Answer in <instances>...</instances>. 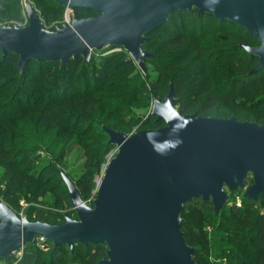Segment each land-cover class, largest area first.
<instances>
[{"label":"water","instance_id":"water-1","mask_svg":"<svg viewBox=\"0 0 264 264\" xmlns=\"http://www.w3.org/2000/svg\"><path fill=\"white\" fill-rule=\"evenodd\" d=\"M72 11L96 13L72 18L50 31L26 3L28 25L0 27V52L19 56L22 74L32 62L91 61L94 52L123 49L146 73L148 35L171 15L197 11L244 29L260 45H242L258 62L250 75L264 70V0H54ZM172 86L151 115L165 126L134 134L103 127L116 154L98 183L92 205L83 201L62 172L76 218L61 225L31 222L0 198V260L23 252L44 238L73 250L81 244L106 245L99 264H197L195 249L183 233L182 214L195 200L211 202L215 216L229 202L228 190L244 192L255 203L264 195V126L237 118L182 115ZM252 184L248 185V180Z\"/></svg>","mask_w":264,"mask_h":264},{"label":"trees","instance_id":"trees-1","mask_svg":"<svg viewBox=\"0 0 264 264\" xmlns=\"http://www.w3.org/2000/svg\"><path fill=\"white\" fill-rule=\"evenodd\" d=\"M33 1L38 7L46 5L44 13L52 8L60 17L67 9L54 0ZM74 13L78 19L96 15L87 10H74ZM7 19L20 23L24 21L19 0H0V25ZM148 38L144 49L154 57L145 60V64L150 66L146 73L153 71L157 76H148V84L130 90L140 82L139 74L136 73V64L123 49V54L101 59L96 58L98 52H94L89 63L81 58L69 62L64 69L58 62L32 61L22 74L18 71L19 56L13 53L3 56L0 52V95L11 92L10 102L0 103V168L4 170L2 181L6 183L5 189L0 188V198L18 216L22 198L35 202L46 198L49 193H56V190L53 189L49 168L34 167L35 154L33 150H27L32 147L18 145L25 132L14 128L9 119L12 114L3 116L6 107H14L15 117L27 119L29 126L40 121L46 128L67 126L74 119L77 121L75 127L78 123L88 122V130L86 128L83 136L90 137L94 142L83 146L88 152L94 151L90 155L94 174L104 165L107 153L115 149L109 145V137L103 127L119 131L115 126L119 119L116 113L124 108L118 105L114 108L101 100L100 93H122L136 99L135 94H139L138 97H144L142 99L147 102H154L164 101L172 86L178 101L177 108L184 116L235 117L241 122L264 126V70L251 76L258 59L251 58L242 48V45L256 47L260 44L244 29L228 21L220 22L211 15H200L197 11L180 12L171 15ZM123 72L126 78L116 81ZM170 72L174 74L170 78L165 77ZM123 82L127 84L123 86L125 89L118 87ZM30 86L35 88H28ZM239 101L242 104L246 102V111L255 113V119L243 118L242 111L233 116L206 115L209 110L223 105L235 107ZM98 108L100 112H97ZM149 118L155 122L144 130H158L165 126L151 114ZM132 128L131 125L127 130ZM94 174L93 177L90 175L73 181L83 201L95 191ZM59 176L65 185L60 173ZM247 183L252 184V179ZM227 194L229 202L218 216H215L210 201L199 199L185 206L182 230L188 245L195 249L194 260L197 264H264V195L255 203L240 190H228ZM56 195L57 205L61 206L60 197ZM239 198L240 207L237 206ZM31 216L26 215L31 222L50 225L64 224L68 218L58 211L44 210H38L37 219ZM49 245L51 248L43 251L36 244H30L23 250L21 259L14 256L2 261L7 264H63L68 256L76 264H99L107 256L106 245L77 244L73 250L66 246Z\"/></svg>","mask_w":264,"mask_h":264},{"label":"rangeland","instance_id":"rangeland-1","mask_svg":"<svg viewBox=\"0 0 264 264\" xmlns=\"http://www.w3.org/2000/svg\"><path fill=\"white\" fill-rule=\"evenodd\" d=\"M21 6L22 16L24 17V21L22 23L14 21L12 19H7L4 23L0 25L3 26H11V27H25L28 25V17L26 11V3L30 4L34 7L37 14L40 16L41 22L45 29L52 30L58 27H62L64 25L72 23V18L75 16L74 11L64 9L63 15L60 17L59 13L54 12L53 9H49L48 12L44 13V9L46 5L38 7V4H35L33 0H19ZM5 15H7L5 13ZM76 17V16H75ZM124 52L121 49H112L106 50L103 53H96V58L101 59L108 55L112 54H123ZM150 66L146 65V69H149ZM174 72V71H173ZM137 74L138 80L140 82L132 88H136L138 85L148 84L147 77L149 76H157L153 71L148 73H143L139 67L137 66ZM174 73L170 72L165 77L170 78ZM135 75H133L134 77ZM125 73L123 72L120 77L116 79V81L125 79ZM127 83L128 80H126ZM1 82V81H0ZM121 84V83H120ZM127 85L126 82H123L120 86L121 89H125ZM30 89H34L35 86L28 87ZM49 89V88H48ZM101 100L106 103H110L111 106L117 108L116 106H123L117 111L116 116L119 117L117 119L115 126H117V130L125 132L127 134H134L136 132L144 130L146 127L153 125L155 120L149 118L150 114L153 111L154 102H147L146 99H142L144 97H138L139 94H135L138 99L134 96L131 98L127 94H114L108 95L106 93H100ZM1 96V95H0ZM11 92L6 94L5 96L0 97V103H9L10 102ZM239 105L237 106H228L223 105L220 108L212 109L206 112L207 117H224V116H233L238 115L242 111V117L245 119L253 118L255 119V113L252 111H246L245 107L246 102L239 101ZM242 104V105H240ZM248 104V103H247ZM6 107L3 111L5 113L3 116H8L12 114L9 119L12 121L14 128L19 130H24V138L22 141L18 143L21 147H29L33 150L35 154V166L34 167H47L49 168V172H51V180L53 189L56 190V193H49L46 198L42 200H37L35 202L28 201V198L24 197L20 201V211L17 210L20 217H26L27 213L32 215V219H37L38 210L41 211H58L64 217L75 218V212L73 211L72 203L69 199L68 191L66 190L65 185L60 180L59 173L62 175V172L65 175H69V179L73 182H76L80 179H84L88 176L93 177V169H92V157L90 155L93 154L94 151L88 152L87 149L83 146V144H92L94 141L90 137H84V133L86 128L88 130V122L78 123L77 127L74 125L77 123L76 119H74L69 125H56L54 128H46V125L42 126L41 121L38 124L29 126L27 123V119L21 117H15V108L10 106L8 109ZM240 109V110H239ZM117 110V109H116ZM97 112H100L98 108ZM93 120L97 122L96 117H93ZM110 124V123H109ZM133 126L131 130H127V127ZM116 149H112L107 153L104 159V165L100 168L98 173L94 174V184L95 190L98 187V183L101 181L103 177L104 170L109 163V161L115 156ZM58 168V170H57ZM59 171V173H58ZM4 170L0 168V188L5 189L6 183L2 181V173ZM73 182V183H74ZM55 186V187H54ZM57 188V189H56ZM60 197V205H57V195ZM241 198V197H240ZM238 199L237 204H241V199ZM8 201V200H7ZM85 203L88 205H92L93 203V194L86 198ZM9 203V201L7 202ZM49 245V249H50ZM48 251V250H47ZM68 254V253H67ZM17 259H21L22 252L15 256ZM68 257V256H67ZM65 257V261L63 264H76L73 263L71 257ZM0 264H7L6 261L0 260Z\"/></svg>","mask_w":264,"mask_h":264},{"label":"built area","instance_id":"built-area-1","mask_svg":"<svg viewBox=\"0 0 264 264\" xmlns=\"http://www.w3.org/2000/svg\"><path fill=\"white\" fill-rule=\"evenodd\" d=\"M67 10H70L67 8ZM72 11V10H71ZM96 192H97V189L93 192V201L95 199V196H96ZM238 207H240L241 205H238ZM40 249H42L43 251H47L49 250V244L48 242L44 239V238H40V239H37L36 240V243H35Z\"/></svg>","mask_w":264,"mask_h":264}]
</instances>
